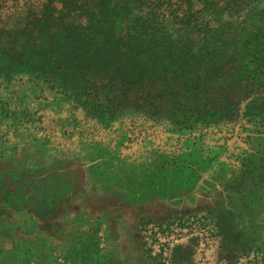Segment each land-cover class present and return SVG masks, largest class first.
<instances>
[{"label":"rangeland","instance_id":"rangeland-1","mask_svg":"<svg viewBox=\"0 0 264 264\" xmlns=\"http://www.w3.org/2000/svg\"><path fill=\"white\" fill-rule=\"evenodd\" d=\"M44 1L0 0V264H264V109L245 112L260 93L229 88L195 120L175 103L186 76L151 102L117 59L42 66L21 43ZM151 1L126 19L153 10L196 49L216 36L202 72L264 41V0Z\"/></svg>","mask_w":264,"mask_h":264},{"label":"trees","instance_id":"trees-1","mask_svg":"<svg viewBox=\"0 0 264 264\" xmlns=\"http://www.w3.org/2000/svg\"><path fill=\"white\" fill-rule=\"evenodd\" d=\"M147 1L151 2L150 5L155 4L154 1ZM144 2L146 0H46L33 24L24 25V30H28L25 34L36 31L35 37L40 40L27 39L21 43V48L26 47V42L36 46L33 48L41 45L40 48L46 50L39 54L38 64L46 66L50 62L62 64L68 61L67 66L76 70L85 63L101 64L117 59L123 67L131 66V70L136 72V80L130 86L143 101L152 102L154 97L151 92L161 93L175 78L186 76L188 82L183 85L184 91L176 92L175 103L187 119L216 116L223 99H228L224 91L229 88L260 93L258 98L246 103L245 112L264 109V41L256 38L252 46H242L238 53L239 63L227 71L222 68L223 77L213 70L202 72L201 61H210L216 56L210 50L211 40L215 41L216 36H205V43L196 49L189 42L192 39L179 41L182 42L179 44L170 39L166 27L163 31H157L154 23L161 22L153 10L150 13L152 18L136 13L138 17L126 19ZM81 19H86V26L81 27L86 40L84 43L78 42L81 35L77 28L82 23ZM45 46H52L54 50ZM160 46L168 47L174 55L152 60L151 54ZM60 47L64 52H59ZM160 53L164 54L162 51ZM63 54L67 57L64 58ZM141 86L144 90L140 92L138 88ZM174 86H177L176 82ZM227 102L224 107L229 106Z\"/></svg>","mask_w":264,"mask_h":264}]
</instances>
